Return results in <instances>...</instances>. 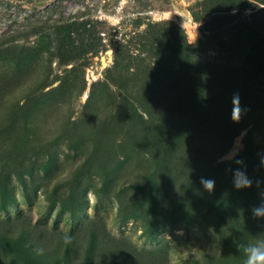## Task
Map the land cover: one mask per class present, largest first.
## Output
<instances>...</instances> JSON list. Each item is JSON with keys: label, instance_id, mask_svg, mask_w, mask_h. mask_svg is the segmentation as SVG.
<instances>
[{"label": "rangeland", "instance_id": "obj_1", "mask_svg": "<svg viewBox=\"0 0 264 264\" xmlns=\"http://www.w3.org/2000/svg\"><path fill=\"white\" fill-rule=\"evenodd\" d=\"M262 159L264 0H0V264H244Z\"/></svg>", "mask_w": 264, "mask_h": 264}, {"label": "clouds", "instance_id": "obj_2", "mask_svg": "<svg viewBox=\"0 0 264 264\" xmlns=\"http://www.w3.org/2000/svg\"><path fill=\"white\" fill-rule=\"evenodd\" d=\"M238 99V94H234V107L232 112L233 120H238L240 115ZM261 162L264 164V159H262ZM237 163H242V161H237ZM200 183L206 191H214L215 181L213 179L201 177ZM252 183L253 181L248 178L246 173L241 169H236L233 171V186L235 188L240 189L251 187ZM250 211L253 218L264 219V199H262L259 204L254 205ZM240 247L243 249L245 256L244 264H264V239L257 240L255 243H249L247 245L242 244Z\"/></svg>", "mask_w": 264, "mask_h": 264}, {"label": "trees", "instance_id": "obj_3", "mask_svg": "<svg viewBox=\"0 0 264 264\" xmlns=\"http://www.w3.org/2000/svg\"><path fill=\"white\" fill-rule=\"evenodd\" d=\"M210 11H212V9H209L208 10V12H210ZM260 38H261V34H259L258 32L251 33L249 35V37H248L247 42L245 44L239 46L238 52L240 53V52L247 51L250 47H252L253 45H255V43H257Z\"/></svg>", "mask_w": 264, "mask_h": 264}]
</instances>
